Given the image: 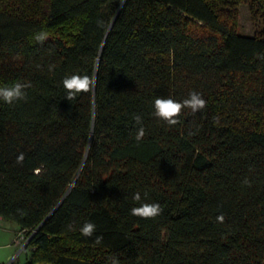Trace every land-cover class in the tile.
Returning <instances> with one entry per match:
<instances>
[{"label": "trees", "instance_id": "obj_1", "mask_svg": "<svg viewBox=\"0 0 264 264\" xmlns=\"http://www.w3.org/2000/svg\"><path fill=\"white\" fill-rule=\"evenodd\" d=\"M71 74L94 91L64 98ZM16 81L32 86L0 100V218L28 237L20 264H264V0H0V86ZM192 91L204 110L153 116ZM143 202L162 213L131 215Z\"/></svg>", "mask_w": 264, "mask_h": 264}, {"label": "clouds", "instance_id": "obj_2", "mask_svg": "<svg viewBox=\"0 0 264 264\" xmlns=\"http://www.w3.org/2000/svg\"><path fill=\"white\" fill-rule=\"evenodd\" d=\"M123 3V0H121ZM98 26H103V22H98ZM47 39L46 32H39L34 35V40L43 44ZM54 65L49 66V71L54 69ZM97 83V78L95 75H80V74H71L66 76L63 81V87L66 92L67 100L71 101L75 99L81 93H90L94 91ZM31 82H14L11 86H0V100L3 102L13 105L15 102L27 101V92L26 89L30 88ZM153 116L163 120L169 126H175L180 123V116L184 109H190L192 113L202 111L206 108V101L202 98V95L196 91L189 93L188 98L177 101L172 98H161L157 97L153 101ZM132 119L136 125H139L135 139L137 142L141 141L145 136V129L143 127V118L140 114H132ZM218 120V117L216 118ZM24 160V154L20 153L16 158L17 164H22ZM244 185L251 187V182L245 178L242 182ZM144 196L147 197V193H144ZM132 199L136 202H141L140 192L133 194ZM163 209L159 203H140V206L133 207L131 209V215L138 216L144 219H154L162 213ZM217 221L223 223L224 217L220 215L217 217ZM68 231L75 230V222H70L67 225ZM80 234L84 237L91 238L95 235L96 225L93 222H85L79 228ZM102 236H95L94 243L99 245L102 243ZM110 264H120V261L117 257H110Z\"/></svg>", "mask_w": 264, "mask_h": 264}, {"label": "rangeland", "instance_id": "obj_3", "mask_svg": "<svg viewBox=\"0 0 264 264\" xmlns=\"http://www.w3.org/2000/svg\"><path fill=\"white\" fill-rule=\"evenodd\" d=\"M236 28L240 34L252 35L254 32L249 5L246 2H240L238 5ZM15 234L9 242V247H0V264H17L24 260V252L19 250L22 243L18 245L14 241ZM5 240L7 239L5 238L3 241Z\"/></svg>", "mask_w": 264, "mask_h": 264}, {"label": "crops", "instance_id": "obj_4", "mask_svg": "<svg viewBox=\"0 0 264 264\" xmlns=\"http://www.w3.org/2000/svg\"><path fill=\"white\" fill-rule=\"evenodd\" d=\"M18 225L10 220H6L3 218H0V247H9V242L11 241V238L13 237V235L17 232L18 230ZM7 239L5 241H3L4 239ZM20 251H23L22 248L19 249ZM18 250V252H19ZM9 255V254H7ZM26 259V253L24 252V260L22 262H18L23 263Z\"/></svg>", "mask_w": 264, "mask_h": 264}, {"label": "built area", "instance_id": "obj_5", "mask_svg": "<svg viewBox=\"0 0 264 264\" xmlns=\"http://www.w3.org/2000/svg\"><path fill=\"white\" fill-rule=\"evenodd\" d=\"M27 240H28V237L25 238L21 232H17V233L15 234V239H14V241H15L18 245L22 243L20 249L23 248V247L25 246Z\"/></svg>", "mask_w": 264, "mask_h": 264}, {"label": "water", "instance_id": "obj_6", "mask_svg": "<svg viewBox=\"0 0 264 264\" xmlns=\"http://www.w3.org/2000/svg\"><path fill=\"white\" fill-rule=\"evenodd\" d=\"M117 14V13H116Z\"/></svg>", "mask_w": 264, "mask_h": 264}]
</instances>
